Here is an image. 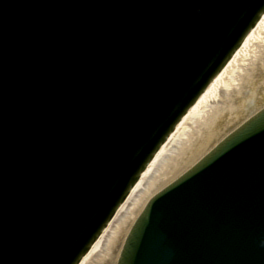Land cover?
<instances>
[{
  "label": "water",
  "instance_id": "95a60500",
  "mask_svg": "<svg viewBox=\"0 0 264 264\" xmlns=\"http://www.w3.org/2000/svg\"><path fill=\"white\" fill-rule=\"evenodd\" d=\"M263 13L0 0V264H78ZM144 206L116 264H264V107Z\"/></svg>",
  "mask_w": 264,
  "mask_h": 264
},
{
  "label": "bare ground",
  "instance_id": "6f19581e",
  "mask_svg": "<svg viewBox=\"0 0 264 264\" xmlns=\"http://www.w3.org/2000/svg\"><path fill=\"white\" fill-rule=\"evenodd\" d=\"M263 105L264 15L156 152L79 264H115L147 201Z\"/></svg>",
  "mask_w": 264,
  "mask_h": 264
},
{
  "label": "clouds",
  "instance_id": "9594fccd",
  "mask_svg": "<svg viewBox=\"0 0 264 264\" xmlns=\"http://www.w3.org/2000/svg\"><path fill=\"white\" fill-rule=\"evenodd\" d=\"M260 245H261L262 247H264V240H261V241H260Z\"/></svg>",
  "mask_w": 264,
  "mask_h": 264
},
{
  "label": "rangeland",
  "instance_id": "374dc122",
  "mask_svg": "<svg viewBox=\"0 0 264 264\" xmlns=\"http://www.w3.org/2000/svg\"><path fill=\"white\" fill-rule=\"evenodd\" d=\"M259 67V66H258ZM259 69V68H258ZM263 80H261L260 82H262Z\"/></svg>",
  "mask_w": 264,
  "mask_h": 264
}]
</instances>
